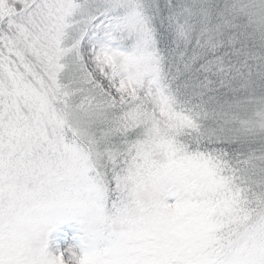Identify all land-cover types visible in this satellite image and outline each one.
<instances>
[{
	"label": "snow or ice",
	"instance_id": "obj_1",
	"mask_svg": "<svg viewBox=\"0 0 264 264\" xmlns=\"http://www.w3.org/2000/svg\"><path fill=\"white\" fill-rule=\"evenodd\" d=\"M0 264H264V0H0Z\"/></svg>",
	"mask_w": 264,
	"mask_h": 264
}]
</instances>
